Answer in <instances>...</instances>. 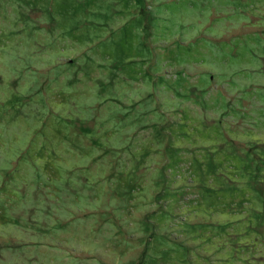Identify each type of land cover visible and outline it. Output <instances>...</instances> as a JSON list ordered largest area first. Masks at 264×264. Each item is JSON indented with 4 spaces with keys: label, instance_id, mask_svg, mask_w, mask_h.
I'll use <instances>...</instances> for the list:
<instances>
[{
    "label": "rangeland",
    "instance_id": "rangeland-1",
    "mask_svg": "<svg viewBox=\"0 0 264 264\" xmlns=\"http://www.w3.org/2000/svg\"><path fill=\"white\" fill-rule=\"evenodd\" d=\"M0 264H264V0H0Z\"/></svg>",
    "mask_w": 264,
    "mask_h": 264
}]
</instances>
